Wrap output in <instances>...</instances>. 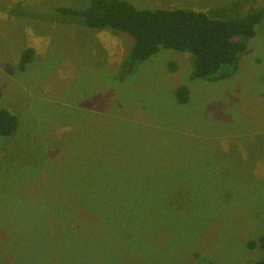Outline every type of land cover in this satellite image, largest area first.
I'll list each match as a JSON object with an SVG mask.
<instances>
[{
	"label": "rangeland",
	"instance_id": "374dc122",
	"mask_svg": "<svg viewBox=\"0 0 264 264\" xmlns=\"http://www.w3.org/2000/svg\"><path fill=\"white\" fill-rule=\"evenodd\" d=\"M127 1L218 17L264 3ZM88 3L0 0V109L20 120L0 134V264H255L264 257V24L236 72L208 81L170 48L124 66L131 35L55 9ZM26 48L35 58L20 70Z\"/></svg>",
	"mask_w": 264,
	"mask_h": 264
},
{
	"label": "trees",
	"instance_id": "16d2710c",
	"mask_svg": "<svg viewBox=\"0 0 264 264\" xmlns=\"http://www.w3.org/2000/svg\"><path fill=\"white\" fill-rule=\"evenodd\" d=\"M62 15H73L95 29L124 32L133 43L124 66L145 61L161 48L187 52L192 62V78L218 81L238 69L240 55L247 42L264 24V3L256 9L228 17H218L193 8H140L127 0H89L86 6L55 8ZM35 58V50H23L19 69L26 70ZM188 85H180L176 96L180 103L189 100ZM20 125L17 114L0 109V134L15 133ZM1 165V164H0ZM249 245L254 246V242ZM255 264H264V257Z\"/></svg>",
	"mask_w": 264,
	"mask_h": 264
}]
</instances>
